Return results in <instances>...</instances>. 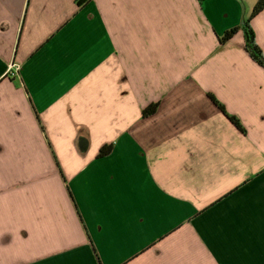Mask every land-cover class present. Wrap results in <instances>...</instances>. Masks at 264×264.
Here are the masks:
<instances>
[{"label": "crops", "instance_id": "obj_1", "mask_svg": "<svg viewBox=\"0 0 264 264\" xmlns=\"http://www.w3.org/2000/svg\"><path fill=\"white\" fill-rule=\"evenodd\" d=\"M257 1L0 0V264H264Z\"/></svg>", "mask_w": 264, "mask_h": 264}, {"label": "trees", "instance_id": "obj_2", "mask_svg": "<svg viewBox=\"0 0 264 264\" xmlns=\"http://www.w3.org/2000/svg\"><path fill=\"white\" fill-rule=\"evenodd\" d=\"M90 0H75L76 5L78 6V8L84 6L87 2H89ZM264 8V0H258L257 3L255 4V6L253 7V10L251 12V14L245 18L243 20V22L238 25L235 26L233 28H230L228 30H226L220 37H219V42L220 43H225L226 41H228L238 30H241L243 32V36H244V45H245V50L248 53V55L250 56V58L256 62L258 65H260L261 67L264 68V53L261 50V48L258 46L256 39H255V34H254V30L252 29L251 25H250V21L251 19L258 14L262 9ZM210 99L216 104V106H218V108L224 113L225 109L224 106L212 95L209 94ZM157 107V104H150L149 106H147L145 109L142 110V115L143 116H148L151 115L155 112ZM226 116L228 117V119L242 132H244V128L241 125V123L239 122V120L235 117V116H231L226 114ZM39 121V120H38ZM42 130L44 131L43 127ZM47 139V137H46ZM47 143L50 146V142L47 139ZM51 147V146H50ZM113 148V144H105L103 145L98 152L99 156H104L107 155L111 152ZM54 158L55 155H54ZM56 160V159H55Z\"/></svg>", "mask_w": 264, "mask_h": 264}, {"label": "built area", "instance_id": "obj_3", "mask_svg": "<svg viewBox=\"0 0 264 264\" xmlns=\"http://www.w3.org/2000/svg\"><path fill=\"white\" fill-rule=\"evenodd\" d=\"M9 69H15V70H19V66L15 65V64H11L10 67L8 68Z\"/></svg>", "mask_w": 264, "mask_h": 264}]
</instances>
